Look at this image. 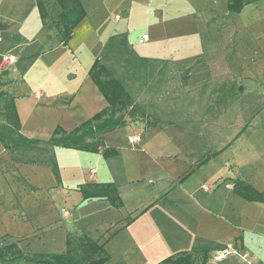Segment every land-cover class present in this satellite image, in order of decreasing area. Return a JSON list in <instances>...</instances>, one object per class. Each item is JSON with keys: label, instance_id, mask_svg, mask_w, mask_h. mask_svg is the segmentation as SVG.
Returning a JSON list of instances; mask_svg holds the SVG:
<instances>
[{"label": "crops", "instance_id": "0c3cea01", "mask_svg": "<svg viewBox=\"0 0 264 264\" xmlns=\"http://www.w3.org/2000/svg\"><path fill=\"white\" fill-rule=\"evenodd\" d=\"M234 1L79 0L85 16L64 44L39 0H0V91L13 100L22 135L69 133L109 108L90 76L96 60L103 81L122 80L148 104L143 117L105 133L96 153L11 154L0 140V264L66 254L70 236L101 246L104 264H159L181 253L194 264H264V0L239 10ZM5 56L15 62L4 66ZM172 85L205 109L203 119L173 116L183 102L165 113L160 101L141 100ZM96 185L115 186L121 206L85 198ZM228 245L249 258L216 262Z\"/></svg>", "mask_w": 264, "mask_h": 264}, {"label": "trees", "instance_id": "16d2710c", "mask_svg": "<svg viewBox=\"0 0 264 264\" xmlns=\"http://www.w3.org/2000/svg\"><path fill=\"white\" fill-rule=\"evenodd\" d=\"M252 1L255 0H235L230 7L233 10H239L244 4ZM55 2L61 7L60 21H56V23L62 41L66 44L70 39L73 28L84 18L85 12L79 0H55ZM39 5L44 13L42 16L46 19L45 4L39 0ZM105 70V67L101 65V61L96 60L90 71V76L109 101V108L72 132L68 133L58 128L49 138L44 140L28 138L20 133L21 126L13 100L8 98L5 92L0 91V102L5 101L4 111L0 112V140L5 144V148L11 154L14 151H42L55 146L96 153L102 146L101 139L105 133L126 126L128 123L126 117H129L130 121L140 116L143 117L148 104L138 102L135 95L127 93L122 80L110 79L103 81L101 75ZM124 76L128 78L126 74ZM124 76L123 79H126ZM2 85L0 82V88ZM141 88L142 83L138 84L137 89ZM118 105L122 108H117ZM42 142L45 143L46 147L40 146ZM47 163H51L58 177V166L55 161L51 160ZM82 192L85 198L106 197L116 207L122 204L115 186L96 185L93 187L92 195H88L84 189ZM259 199L264 201V194L260 195ZM68 245L69 249L66 254H41L30 259L41 264H104L109 259L104 249L86 236H70ZM81 248L86 250L84 256L80 255ZM22 256L23 254L18 252L11 259ZM0 257L5 260L1 252ZM84 258L86 261H84ZM159 264H194V259L192 254L181 253L171 256Z\"/></svg>", "mask_w": 264, "mask_h": 264}, {"label": "rangeland", "instance_id": "374dc122", "mask_svg": "<svg viewBox=\"0 0 264 264\" xmlns=\"http://www.w3.org/2000/svg\"><path fill=\"white\" fill-rule=\"evenodd\" d=\"M45 6L49 9L50 16L55 21H60V13H61V7L55 2V0H44ZM156 97L153 95L151 96L150 92H144L141 95L142 101H149L152 100V98L157 100V103L160 101V105L162 106V110L165 111V113L173 110V106L176 104V106H181L180 104L183 102V108L179 112L173 114V116L181 117L182 120H194V119H203L204 118V111L205 109H200L194 106V103L192 101L191 95H187L180 91L179 85H172L168 86V89L159 94H155ZM176 100V101H175ZM175 101V102H174ZM178 104V105H177ZM180 109V108H179ZM4 111V104L3 101L0 102V112ZM155 112V116L161 117L163 119L170 117V114H165L163 112H159L158 110H153V113ZM23 158L31 159L32 157L24 156ZM39 159H43L45 157H38Z\"/></svg>", "mask_w": 264, "mask_h": 264}, {"label": "built area", "instance_id": "2783aa9c", "mask_svg": "<svg viewBox=\"0 0 264 264\" xmlns=\"http://www.w3.org/2000/svg\"><path fill=\"white\" fill-rule=\"evenodd\" d=\"M115 18H116V20H119L120 19V16L117 15V16H115ZM148 40H149V36L148 35H143L140 38L139 42L140 43H144V42H147ZM14 62H15V58L12 57V56H5L3 58L4 66L13 64ZM138 140H139V137L138 136H131V137H129V142L131 144L136 143ZM213 187H215V185ZM213 187H210L208 185H203L202 186V189L208 191V190L212 189ZM226 187L227 188H230L231 187V184H226ZM231 254H237V255L241 256V258L244 259V260H247L249 258V253L248 252L238 251L233 245H228L226 248H224L223 250H221V251H219V252H217L215 254L214 260L216 262L222 261V260H224L225 258H227Z\"/></svg>", "mask_w": 264, "mask_h": 264}]
</instances>
